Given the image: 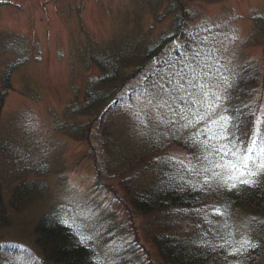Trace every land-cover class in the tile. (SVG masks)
Returning <instances> with one entry per match:
<instances>
[{
	"label": "trees",
	"instance_id": "1",
	"mask_svg": "<svg viewBox=\"0 0 264 264\" xmlns=\"http://www.w3.org/2000/svg\"><path fill=\"white\" fill-rule=\"evenodd\" d=\"M140 1L154 6L160 0ZM166 1L170 28L150 24L132 37L100 41L72 76L75 94L67 109L48 110L55 128L97 141L92 146L89 139L83 151L90 156L92 190L109 196L101 206L108 221L97 219L95 246L100 250L117 238L122 248L107 259L92 242L81 243L69 226L72 211L53 207L38 178L39 168L45 173L49 167L30 166L8 145L5 154L0 149L10 165L7 171L0 166V264H264V171L251 177L253 184L230 188L229 171L216 164L231 155L222 161L204 144L212 132L226 137L210 141L217 146L235 143L243 152L251 143L264 112L259 116L258 104L240 95L244 84L257 83V72L239 60L236 67L222 65L218 58L230 46L200 32L209 26L189 32L181 25L192 15L186 1L176 4L183 7L180 15ZM9 42L19 53L23 41ZM24 59L3 63L0 111L10 74ZM77 74L82 83L75 85ZM20 93L39 99L30 84ZM84 112L91 120L71 121ZM12 119L26 130L19 129L21 137L29 136L27 111ZM260 131L264 135V123ZM259 163L249 166L256 171Z\"/></svg>",
	"mask_w": 264,
	"mask_h": 264
},
{
	"label": "rangeland",
	"instance_id": "2",
	"mask_svg": "<svg viewBox=\"0 0 264 264\" xmlns=\"http://www.w3.org/2000/svg\"><path fill=\"white\" fill-rule=\"evenodd\" d=\"M6 1L8 2L0 3V44L4 41L0 46V90L6 83L3 78V63L25 59L12 70L9 77L6 103L0 111V149L3 153L7 152L9 145L10 148L19 150L12 151L30 166L36 165L35 168L38 164H45L44 166L49 167L50 170L45 173V168H39L41 175L38 178L41 185L45 183L52 206L57 207L60 203L67 211L71 210L69 226L76 228L84 236L88 231L90 239L86 241L92 242L97 253L106 255L108 259L122 246L119 245L121 240L117 238L100 250L95 246L98 243V232L93 234L96 227L101 226L97 219L101 217V223L108 221L109 215L101 206L102 203H108L109 196L92 190L90 156L83 151L89 139L93 141L92 146L97 141L94 142L90 135H86L83 141L81 134H70L71 128H55L48 119V110L51 107L61 113L67 109L66 106L75 94L72 76L78 67H85L82 58L93 54L100 41H120L124 37H132L150 24L164 27L162 29L170 28L173 18L165 14L169 9L168 1L160 0L161 5L157 1L154 6L140 0ZM185 1V9L192 15L185 24H181L183 27L191 32L194 28L197 30L198 25L209 26L210 30L200 32H207L205 35L210 41H220L223 45L230 46L218 56L222 65L232 62L236 67V61L239 60L250 64L257 72V83L254 86L244 84L240 96L245 101L258 104L259 116H262L264 0ZM179 3V0H172L173 11L180 15L183 7L176 5ZM9 41H23L19 53L17 49L9 48L12 46ZM81 83L82 78L77 74L74 84ZM29 84L39 93L36 101L33 98L24 99V95L20 93L22 86ZM82 98L81 92L79 99ZM19 111H27L31 122V132L25 139L21 137L19 129L24 133L26 130L12 119ZM89 114L91 113L84 112L75 115L76 120L71 121L80 124V121L85 120L84 117L91 120ZM4 139L7 140L6 145L3 144ZM98 148L101 151L102 147ZM2 151L0 166L1 170L7 171L10 165L2 156ZM96 156L101 155L96 153ZM54 160H57L56 163ZM54 167L57 170L51 171ZM98 200L103 201L97 204ZM92 205H98V209L95 210ZM117 220L120 217L115 222ZM90 229L94 230L90 232ZM129 237L133 239L131 235ZM150 253L152 254L151 251Z\"/></svg>",
	"mask_w": 264,
	"mask_h": 264
},
{
	"label": "snow or ice",
	"instance_id": "3",
	"mask_svg": "<svg viewBox=\"0 0 264 264\" xmlns=\"http://www.w3.org/2000/svg\"><path fill=\"white\" fill-rule=\"evenodd\" d=\"M261 123L264 122H256L251 143H249L247 147L243 149V152H241L240 147L235 143H232L231 147L227 143L219 146L210 144V141L213 140L226 139L224 135H217L215 132H212V135L208 136V138L204 141V144L211 147L216 154H222V161L224 160V157L231 155L232 159H228L222 163L216 164V167H220L229 171L230 174L228 175L227 179L233 181V183L228 184V187L230 188H235L237 183L251 185L254 183L251 177L256 175L259 171H264V135H262L260 131ZM207 131H212L210 126L207 128ZM257 158L260 159V163L255 165L256 171H253L249 164L250 161L254 162ZM225 182L227 183V181ZM63 222L67 223V221ZM77 235L80 236L81 243H84L87 239H90V237L84 236L79 231L77 232Z\"/></svg>",
	"mask_w": 264,
	"mask_h": 264
},
{
	"label": "flooded vegetation",
	"instance_id": "4",
	"mask_svg": "<svg viewBox=\"0 0 264 264\" xmlns=\"http://www.w3.org/2000/svg\"><path fill=\"white\" fill-rule=\"evenodd\" d=\"M1 2H8V1H6V0H3V1H0V3H1Z\"/></svg>",
	"mask_w": 264,
	"mask_h": 264
}]
</instances>
